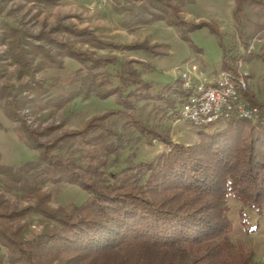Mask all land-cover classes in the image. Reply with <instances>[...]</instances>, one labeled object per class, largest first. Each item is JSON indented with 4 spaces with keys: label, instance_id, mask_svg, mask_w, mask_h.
Returning <instances> with one entry per match:
<instances>
[{
    "label": "rangeland",
    "instance_id": "1",
    "mask_svg": "<svg viewBox=\"0 0 264 264\" xmlns=\"http://www.w3.org/2000/svg\"><path fill=\"white\" fill-rule=\"evenodd\" d=\"M170 6L177 8L175 12L189 42L164 21L134 24L143 15L156 20L161 16L173 18L175 13ZM234 7L235 0H195L193 4L189 0H0V168L19 170L27 163L37 162L39 153L31 147L52 145L67 136L73 140L52 157L61 156L87 166L89 155L94 154L95 164L106 176L126 172L168 153L173 147L164 138L176 145L196 146L201 128L184 121L180 114V71L190 65L200 67L199 63L204 62L213 72L220 73L225 70L221 65L224 55L230 69L248 73L249 89L256 100L264 103V32L248 43L249 48L253 45L249 53L263 58L244 62L248 47L236 32ZM202 22L210 24L218 35L208 26L188 31ZM175 64L181 66L170 71ZM129 68L143 82L151 83L143 74L151 76L157 71L176 75V79L169 89L158 85L149 92L132 87L138 89L139 96L131 98L123 99L120 93L107 100L83 95L88 73L95 77V90L108 91L124 88L122 81L129 79ZM165 80L163 76L158 79L159 83H166ZM109 112L113 115L104 122V129L111 135L108 139L119 145L118 150L96 151L87 142L93 136L86 141L75 137L94 118ZM257 113L255 122L261 119L258 109ZM137 119L162 136L142 134L135 127ZM228 122L220 121L213 128L223 129ZM104 129L96 131L104 133ZM240 168L244 176H237L236 180L243 181L244 189L248 181L249 195L256 199L260 190L256 191L253 184L256 186L255 179L263 176V168ZM37 186L42 192L35 197L13 189L0 175V215L23 214L16 219L0 216V223L20 230L28 240L53 231L55 223L50 220V213L80 206L89 198L75 186L60 193L51 183ZM176 195L161 188L155 191L157 201L175 198V203L182 204L191 199L177 201ZM222 207L227 208L232 243L251 252L255 262L264 264V206L259 211L230 194ZM8 255L0 244V257L6 260Z\"/></svg>",
    "mask_w": 264,
    "mask_h": 264
},
{
    "label": "trees",
    "instance_id": "2",
    "mask_svg": "<svg viewBox=\"0 0 264 264\" xmlns=\"http://www.w3.org/2000/svg\"><path fill=\"white\" fill-rule=\"evenodd\" d=\"M194 1L189 0L191 4ZM170 8L175 13L173 18L161 16L156 20L143 15L134 24L164 21L178 32L182 40L189 42L182 30L183 23L175 12L177 8ZM233 20L239 38L248 47L249 42L264 32V0H235ZM207 26L211 27L202 22L188 31ZM212 31L218 33L214 28ZM223 58V68L230 69L225 55ZM256 58L263 56L248 53L242 59L251 62ZM127 70L129 79L122 81L126 85L124 88L118 86L115 92L105 88L95 90V77L88 73L82 87L83 95L107 100L120 93L123 99L131 98L139 96L136 94L138 89H131L135 86L150 92L151 83L140 80L136 71ZM170 85L164 87L169 89ZM179 92L183 98L181 85ZM245 99L257 107L261 117L257 122L233 118L223 129H215L214 125L200 127L199 143L194 147L176 145L164 138L173 147L168 153L143 161L123 173L106 176L95 164L94 154L89 155L90 164L87 166L61 156L52 157L51 154L64 150L73 140L70 136L58 139L52 145L31 147L39 153L37 162L27 163L19 170L0 168V175L12 184L13 189L37 197L42 192L37 185L51 183L57 186L56 193L75 186L86 192L89 198L80 206L71 205L55 214L48 213L55 223L53 231L32 240L23 238L20 230H12L0 223V244L9 253L6 260L0 257V264H259L251 252L230 240L231 223L227 208L222 207L230 194L259 211L264 206V173L255 179L256 186L253 184L256 191L260 190L256 199L251 193L249 195L248 181L244 189L243 181L236 180L237 176H244L240 167L264 170V103L256 100L250 89ZM124 102L127 104L126 100ZM111 115L113 113L109 112L94 118L75 137L86 141L93 136L94 139L87 142L96 151L112 153L118 150L119 145L108 139L111 135L104 129V122ZM135 127L144 135L162 136L138 119ZM99 128L104 129L106 135L103 131L98 133ZM22 142L32 146L25 140ZM159 188L176 193L177 201L184 197L191 199L182 204L175 203V198L157 201L155 191ZM22 215L0 216L16 219Z\"/></svg>",
    "mask_w": 264,
    "mask_h": 264
},
{
    "label": "built area",
    "instance_id": "3",
    "mask_svg": "<svg viewBox=\"0 0 264 264\" xmlns=\"http://www.w3.org/2000/svg\"><path fill=\"white\" fill-rule=\"evenodd\" d=\"M252 47L248 46V53ZM248 76L239 69H225L217 76L207 77L197 65L180 71L184 93L181 118L199 128L233 118L255 122L257 108L250 106L245 99L249 89Z\"/></svg>",
    "mask_w": 264,
    "mask_h": 264
},
{
    "label": "crops",
    "instance_id": "4",
    "mask_svg": "<svg viewBox=\"0 0 264 264\" xmlns=\"http://www.w3.org/2000/svg\"><path fill=\"white\" fill-rule=\"evenodd\" d=\"M224 59V58H223ZM185 60H189V59H185ZM184 60V61H185ZM186 62V61H185ZM197 63V62H196ZM199 64H201L200 65V67H201V70H202V72L204 73V75L205 76H207V77H213V76H217L218 75V73L219 72H213L212 70H211V67H209L207 64H205L204 62H200ZM221 65H223V61H222V63H221ZM177 66H181L180 64H175V65H173L169 70L170 71H172V69H174L175 67H177ZM223 67V66H222ZM222 69V68H221ZM222 71V70H221ZM152 76L154 77L153 79H151L152 78ZM160 76H163V77H165L167 80H165V81H167L166 83H159V81H158V79H159V77ZM142 77H146V80H149L152 84H153V87L154 88H157L156 86H158V85H160L161 87H164V86H166V85H168V84H171L172 83V81H174L175 79H176V75L175 76H173L172 74H170L169 75V73H162L161 71H157V73H153L151 76L150 75H147V76H145L144 74H143V76Z\"/></svg>",
    "mask_w": 264,
    "mask_h": 264
}]
</instances>
